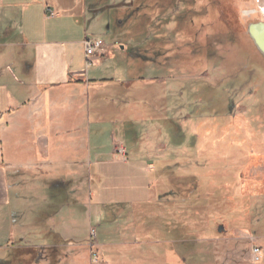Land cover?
I'll return each mask as SVG.
<instances>
[{"label": "rangeland", "instance_id": "rangeland-1", "mask_svg": "<svg viewBox=\"0 0 264 264\" xmlns=\"http://www.w3.org/2000/svg\"><path fill=\"white\" fill-rule=\"evenodd\" d=\"M100 1L104 3L93 6L102 8L96 11L90 6L88 22L80 21L79 30L106 45H120L118 59L124 62L107 61L100 69L113 68L104 70L107 79L116 66L120 78L133 82L128 94L150 95V105L143 109L146 121L135 117L133 122L135 115H124L127 103L121 98L101 115L100 122L94 101L86 104L84 98L82 108L89 118L86 153L91 160L109 154L113 135L124 142L128 155L144 153L147 142L157 157L152 159L157 173L163 174L157 177L163 180L159 191L170 192L173 199L161 200L165 202L161 206L157 202L136 209L124 206L120 214L110 206L101 225L95 205L99 186L95 177L89 179L87 168L79 196L49 195L47 220L55 211L58 219L72 218L71 233L64 232L72 240L67 249L84 250L91 229L97 239L99 234L112 236L117 245L109 248L116 247L111 256L117 258L115 264H254L255 250L262 252L258 264H264V250L257 244L259 237L264 240V193L252 197L247 185L259 181L254 187L260 190L264 178V160H260L264 156V59L247 36L249 23L264 21V0H172V9L166 7L168 0H154L161 8L155 5L145 11L149 0ZM138 4L141 10L131 15ZM251 10L262 12L245 18ZM125 12L131 20H125ZM112 87L124 92L120 82ZM135 99L130 112L145 108ZM251 151L258 157L261 153L259 160L253 157L250 162ZM254 168L260 171L254 173ZM167 174L173 178L165 179ZM152 178L156 180L155 175ZM219 227L224 231L220 233ZM234 232L241 233L240 239ZM55 233L45 236L48 246ZM226 238L225 244L218 241ZM47 250L53 256L52 249ZM12 251L0 250V260L9 259ZM96 264L105 263L100 258Z\"/></svg>", "mask_w": 264, "mask_h": 264}, {"label": "crops", "instance_id": "crops-1", "mask_svg": "<svg viewBox=\"0 0 264 264\" xmlns=\"http://www.w3.org/2000/svg\"><path fill=\"white\" fill-rule=\"evenodd\" d=\"M97 3L102 5L104 2L0 0V250L9 252L13 249L14 257L27 252L26 260H14V264H81L84 259L85 264H92L88 245L82 251L67 249L72 247V240L64 232L71 233L69 224H72V218L67 222L66 219H58V211H55L49 221L50 215L45 207L52 193L66 192L79 196L87 179V168L89 179L93 181L95 177L99 186L95 205L99 206L101 225L110 206L120 214L124 206L136 209L156 202L161 206L165 204L161 200L173 199L170 192L159 191L163 180L157 177L163 174L157 173L152 160L157 157L147 142L144 153L128 155L127 146L113 135L109 154H97L91 160L86 153L85 129L89 118L88 113L83 112L84 98L86 104L91 99L94 101L100 122L103 119L101 115H105L110 110L109 106L117 104L121 98L127 103L124 115H135L133 122L136 119L145 122L147 117L143 109L150 105L147 100L150 95L128 94L133 82L126 77L120 78L116 66L110 73L111 78L104 77V70L112 68L100 69L104 62L123 61L118 59L122 54L118 48L120 45H107L110 50L103 62L87 66L84 41L89 32L79 29L82 23L86 25L88 22L90 6ZM101 8L95 7L96 11ZM125 68L126 71L129 68L126 61ZM119 82L123 84V93L112 87ZM134 99L145 108H134L130 112ZM106 101L108 103H104ZM126 121L121 122L120 133L126 128ZM63 137L66 139L62 140ZM117 143L126 147V159L117 153ZM249 156L251 162L253 157L259 160L261 153L258 157L251 151ZM263 157H260L261 162ZM170 165L175 166L173 162ZM259 171L254 168V173ZM168 174L174 175L172 172ZM167 178L172 179L173 176ZM262 179L260 190L254 187L259 181L247 183L252 197L261 190L264 193ZM52 185L55 186L52 188ZM118 218L120 215L115 219ZM55 231L58 232L54 234L56 239L48 246L44 238ZM232 235L240 239L241 233ZM103 238L110 240L101 243ZM259 238L257 244L260 243L264 250V240ZM227 239L218 241L225 244ZM97 242L101 250L99 259L105 264H115L117 258L111 256L115 255L116 247L109 248L117 245L113 243L112 236L99 234ZM47 248L52 249L53 256L47 254Z\"/></svg>", "mask_w": 264, "mask_h": 264}, {"label": "built area", "instance_id": "built-area-1", "mask_svg": "<svg viewBox=\"0 0 264 264\" xmlns=\"http://www.w3.org/2000/svg\"><path fill=\"white\" fill-rule=\"evenodd\" d=\"M84 46H85V57L87 61V66H93V65H98L101 62H103V59L108 56L110 47L107 46L104 41L95 39V38H86L84 41ZM117 153L122 156L124 159H126V147L123 146L122 144L117 143ZM91 237H90V242L88 245V248L90 249V261L92 264H96L99 260V252L97 250V241L96 237L97 234L95 233V230L91 229L90 231ZM252 262L254 264H258L262 262L263 257H262V252L260 250H255V252L252 254Z\"/></svg>", "mask_w": 264, "mask_h": 264}, {"label": "trees", "instance_id": "trees-1", "mask_svg": "<svg viewBox=\"0 0 264 264\" xmlns=\"http://www.w3.org/2000/svg\"><path fill=\"white\" fill-rule=\"evenodd\" d=\"M168 3H171V5H169ZM142 4H143V3H142ZM165 4H166V7H167V8H171V9H172V8H173V5H174V1H172V0H168V1L165 2ZM155 5L157 6L158 9L161 8L160 3L157 4L156 1H154V0H149L148 6L144 4L143 7H145V8H143V11H145V9H147V7H148V10H149V9H152ZM167 5H169L170 7H168ZM140 10H141V7H139V4H138V5L135 6V10L131 12V15H133V13H138ZM129 11H130V10H129ZM144 13H145V12H144ZM144 13H143V14H144ZM129 15H130V14H129ZM131 15L128 16V13L125 12V15H124V16H125V20H131V19H130ZM180 197L182 198L183 196H180ZM55 244H57V243L55 242ZM32 254H34V253L32 252ZM36 254H37V253H35V255H36ZM9 255H10V256H9V259H7V260H5V261H1L0 264H14V260H18V261L22 262L23 260H26L27 252H26V251H23V252L19 253L18 256L15 255V257H14V251H12V252H10ZM37 255H38V254H37Z\"/></svg>", "mask_w": 264, "mask_h": 264}, {"label": "water", "instance_id": "water-1", "mask_svg": "<svg viewBox=\"0 0 264 264\" xmlns=\"http://www.w3.org/2000/svg\"><path fill=\"white\" fill-rule=\"evenodd\" d=\"M248 33L252 41H254V45L258 50L259 54L264 58V40L260 39L259 35L264 34V22L249 24L248 25ZM219 232L224 231L222 227L218 228Z\"/></svg>", "mask_w": 264, "mask_h": 264}, {"label": "flooded vegetation", "instance_id": "flooded-vegetation-1", "mask_svg": "<svg viewBox=\"0 0 264 264\" xmlns=\"http://www.w3.org/2000/svg\"><path fill=\"white\" fill-rule=\"evenodd\" d=\"M247 13H245V18H247V17H249V18H251V17H254V16H257V15H259V14H261V10H251V11H246ZM262 22H264V21H262ZM258 23H260V22H258ZM250 24V23H249ZM253 24H256V23H253ZM247 36H248V38L251 40V38H250V36H249V33H248V30H247ZM252 41V40H251ZM253 43H254V41H253ZM256 48V47H255ZM257 50V49H256ZM257 52H258V50H257ZM258 54H259V52H258ZM260 55V54H259ZM261 57H262V59H264L263 58V56L262 55H260Z\"/></svg>", "mask_w": 264, "mask_h": 264}, {"label": "bare ground", "instance_id": "bare-ground-1", "mask_svg": "<svg viewBox=\"0 0 264 264\" xmlns=\"http://www.w3.org/2000/svg\"><path fill=\"white\" fill-rule=\"evenodd\" d=\"M260 39L264 40V34L259 35Z\"/></svg>", "mask_w": 264, "mask_h": 264}]
</instances>
